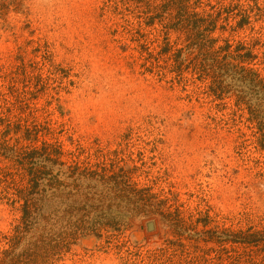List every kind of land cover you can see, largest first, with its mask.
Wrapping results in <instances>:
<instances>
[{
    "label": "rangeland",
    "instance_id": "rangeland-1",
    "mask_svg": "<svg viewBox=\"0 0 264 264\" xmlns=\"http://www.w3.org/2000/svg\"><path fill=\"white\" fill-rule=\"evenodd\" d=\"M147 1L162 4L0 0V140L9 121L10 144L56 143L67 162L124 166L165 203L164 216L103 227L52 262L264 264V243L228 241L264 229V130L233 95H212L178 52L185 33ZM210 6L230 15L211 36L244 45L264 77V0H202L195 11ZM10 166L0 155V259L21 217Z\"/></svg>",
    "mask_w": 264,
    "mask_h": 264
},
{
    "label": "trees",
    "instance_id": "trees-1",
    "mask_svg": "<svg viewBox=\"0 0 264 264\" xmlns=\"http://www.w3.org/2000/svg\"><path fill=\"white\" fill-rule=\"evenodd\" d=\"M201 4L202 0L146 2L152 12L163 7L173 28L185 33L186 44L178 52L191 56L187 67L209 80L212 95L218 99L233 95L235 105L244 106L249 118L264 130V77L249 66L255 55L242 44L233 45L228 39L219 43V38L212 37L218 21L230 15L222 17L226 8L212 10L213 6L212 12L195 11ZM246 20L241 17L237 26ZM175 62L177 71H182ZM10 125L7 121L2 132L0 155L12 165L5 177L11 180L21 217L8 237L9 249L0 264H53L54 257L80 237L100 236L103 227L118 230L139 215L163 214L164 200L157 199L149 187H139L124 166L67 162L56 143L19 146L16 138L10 144L6 138ZM34 130L24 128L23 138L34 142ZM228 241L249 246L264 243V229L240 231Z\"/></svg>",
    "mask_w": 264,
    "mask_h": 264
}]
</instances>
